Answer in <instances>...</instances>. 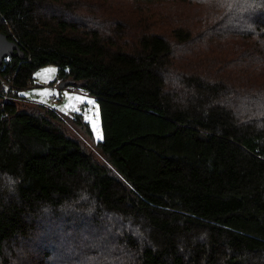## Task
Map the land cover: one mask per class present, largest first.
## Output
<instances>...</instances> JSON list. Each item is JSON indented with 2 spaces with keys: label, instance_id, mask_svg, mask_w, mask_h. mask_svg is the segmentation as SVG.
I'll return each instance as SVG.
<instances>
[{
  "label": "trees",
  "instance_id": "trees-1",
  "mask_svg": "<svg viewBox=\"0 0 264 264\" xmlns=\"http://www.w3.org/2000/svg\"><path fill=\"white\" fill-rule=\"evenodd\" d=\"M219 2L207 29L121 37L70 0H0V264H264V93L224 51L251 39L264 63V0ZM46 64L87 88L102 139L22 95Z\"/></svg>",
  "mask_w": 264,
  "mask_h": 264
},
{
  "label": "rangeland",
  "instance_id": "rangeland-1",
  "mask_svg": "<svg viewBox=\"0 0 264 264\" xmlns=\"http://www.w3.org/2000/svg\"><path fill=\"white\" fill-rule=\"evenodd\" d=\"M72 3H76L79 7H89L96 11L100 22L105 24L110 19L115 18L117 20L116 25L119 28L120 36L132 37L135 33L141 32L144 29L157 30L165 32L172 26L183 24L189 28L192 27H203L206 28L204 22L201 20L202 11L207 6L212 4H220L219 0H70ZM85 15V12H83ZM88 18H94L87 16ZM193 20V21H192ZM110 23V22H109ZM214 24H212V27ZM206 29H197L195 33L200 30L206 32ZM122 38H119V41ZM130 43V42H127ZM253 41L246 38H235L231 37L227 39V46L229 48L224 49L228 56H232L234 53H239L241 63L244 67L253 69V90L261 91L264 93V63L261 62L259 53L260 50L252 45ZM247 61L242 62V61ZM55 69L52 64H46L39 67L33 73L34 86L23 88L21 90L22 95L29 100L44 101L52 107L67 112L68 110H76L82 112L83 117L92 116L97 106L96 101L90 95H84L75 93L64 89H52L45 85L48 81H51L55 77V72L44 75L46 70ZM49 93L44 96L43 93ZM56 92L58 95L57 99H52L51 94ZM93 101L94 104L88 103ZM81 102L82 105H78ZM67 106V107H66ZM86 119V118H85ZM96 126L99 128V136H101V127L98 118L92 117ZM88 122L89 120L86 119ZM95 139H100L93 125L89 122ZM68 131L74 133L69 125H66ZM75 134V133H74ZM77 135V134H75ZM95 158L103 160V156L94 148L92 149ZM56 230V227H55ZM69 233L73 231L68 228ZM55 232V231H54ZM90 232V231H89ZM59 234V233H55ZM81 236H85L81 234ZM85 242L88 243L96 239L94 235L88 236ZM72 250V247L69 248ZM53 251V249H50ZM89 264H96L95 262L87 261ZM84 262V263H85ZM110 263V260L107 264Z\"/></svg>",
  "mask_w": 264,
  "mask_h": 264
},
{
  "label": "built area",
  "instance_id": "built-area-1",
  "mask_svg": "<svg viewBox=\"0 0 264 264\" xmlns=\"http://www.w3.org/2000/svg\"><path fill=\"white\" fill-rule=\"evenodd\" d=\"M34 85H35L34 81L31 80V82L28 84V86L26 88H28L30 86H34ZM45 85L52 88V89H64V90L72 91L75 93L91 96V94L89 93L87 88H85L84 86H81V85H77V84H66L64 86H60L58 80H51V81H48L47 83H45ZM51 98L57 99L58 98L57 93L53 92L51 94Z\"/></svg>",
  "mask_w": 264,
  "mask_h": 264
},
{
  "label": "water",
  "instance_id": "water-1",
  "mask_svg": "<svg viewBox=\"0 0 264 264\" xmlns=\"http://www.w3.org/2000/svg\"><path fill=\"white\" fill-rule=\"evenodd\" d=\"M15 47H16L15 44L9 39H7L4 33L0 32V61L5 55L12 53ZM66 84H73V83L69 80H64L59 82L60 86H64Z\"/></svg>",
  "mask_w": 264,
  "mask_h": 264
},
{
  "label": "snow or ice",
  "instance_id": "snow-or-ice-1",
  "mask_svg": "<svg viewBox=\"0 0 264 264\" xmlns=\"http://www.w3.org/2000/svg\"><path fill=\"white\" fill-rule=\"evenodd\" d=\"M53 72H55V69H49V70H46V72L44 73V75H48L49 73H53ZM43 95L44 96H47V95H49V93L46 92V93H43ZM41 102H44V101L42 100ZM88 103L94 104L93 101H88ZM76 110L79 111V109H76ZM98 114H99V109H98V106H96L95 107V111L92 113V116L90 117V116H87L86 115L85 118L88 119L89 122L93 125L94 129L96 130V132H97V134L99 136V128L96 126L94 120L92 119V117L98 118ZM99 138L102 139V136H99Z\"/></svg>",
  "mask_w": 264,
  "mask_h": 264
},
{
  "label": "crops",
  "instance_id": "crops-1",
  "mask_svg": "<svg viewBox=\"0 0 264 264\" xmlns=\"http://www.w3.org/2000/svg\"><path fill=\"white\" fill-rule=\"evenodd\" d=\"M78 105H82V103H81V102H79V103H78ZM60 111H62V110H60Z\"/></svg>",
  "mask_w": 264,
  "mask_h": 264
}]
</instances>
